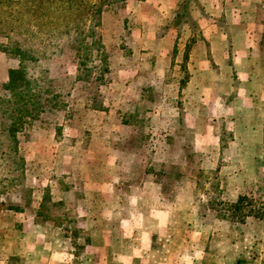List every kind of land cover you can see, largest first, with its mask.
<instances>
[{
  "label": "rangeland",
  "instance_id": "obj_1",
  "mask_svg": "<svg viewBox=\"0 0 264 264\" xmlns=\"http://www.w3.org/2000/svg\"><path fill=\"white\" fill-rule=\"evenodd\" d=\"M97 33L106 69L96 49L79 66L65 33L24 63L63 96L18 134L29 191L5 196L24 211L0 207V264H264V213L237 227L207 211L210 196L264 208V0H125ZM19 65L0 50V84ZM46 190L53 221L91 233L77 257L33 223Z\"/></svg>",
  "mask_w": 264,
  "mask_h": 264
},
{
  "label": "trees",
  "instance_id": "obj_2",
  "mask_svg": "<svg viewBox=\"0 0 264 264\" xmlns=\"http://www.w3.org/2000/svg\"><path fill=\"white\" fill-rule=\"evenodd\" d=\"M125 0H35L31 5H23L14 10L13 0H0V7L9 8L10 19L6 21L8 34L4 33L5 42L0 41V50L7 52L20 61L17 68L8 71L7 81L0 84V207L24 211L21 202L5 198L11 191L28 193L26 186L25 159L19 152L18 134L23 133L26 125L41 119V114L51 107H58L63 96L52 89V80L46 75L33 76L25 66V62H37L46 57L47 46L52 37L63 33L74 35L79 50L87 53L78 56V65L85 66L91 51L96 49L98 58L106 69V56L97 33L101 15L112 5ZM16 22V25L14 24ZM34 26H32V24ZM33 27V28H32ZM16 31L13 35L10 33ZM23 29V31H22ZM74 31V34L73 32ZM40 47H35L34 44ZM80 78V77H79ZM24 197V195H23ZM51 195L48 190L42 197L40 208L33 215L34 223L38 217L43 221H52L62 227L71 221L66 216H54L51 208ZM263 203L246 195H238L233 201H222L210 196L207 211L214 213V218L239 227L246 225L249 217L258 221L263 218ZM64 221L59 223V219ZM67 225V224H66ZM64 236L69 238L72 247H82V229L69 230L62 227Z\"/></svg>",
  "mask_w": 264,
  "mask_h": 264
},
{
  "label": "crops",
  "instance_id": "obj_3",
  "mask_svg": "<svg viewBox=\"0 0 264 264\" xmlns=\"http://www.w3.org/2000/svg\"><path fill=\"white\" fill-rule=\"evenodd\" d=\"M166 34H164V36ZM116 190L118 192L117 193V196L119 198V202H120L122 208L124 210H130L131 209V211H132V208H131L132 206L129 203L130 196L128 195L130 192L128 190L126 191L124 189H116ZM34 224H36V223H34ZM116 226H117V224H116ZM79 227L82 229V235H83V238L81 239L82 241L80 242L82 244V247L77 248V249L74 250V248L72 247L71 242H70V240L68 238L69 244H70V247H71L72 254L74 256H76V257H77L78 254L83 253V251H85V249L92 243L91 233L87 232L85 226H79Z\"/></svg>",
  "mask_w": 264,
  "mask_h": 264
}]
</instances>
